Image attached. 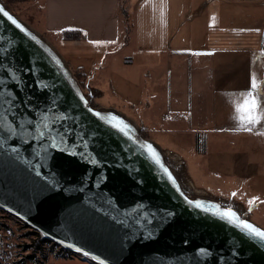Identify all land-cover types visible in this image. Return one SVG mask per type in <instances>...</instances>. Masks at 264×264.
I'll return each instance as SVG.
<instances>
[{"label":"water","instance_id":"95a60500","mask_svg":"<svg viewBox=\"0 0 264 264\" xmlns=\"http://www.w3.org/2000/svg\"><path fill=\"white\" fill-rule=\"evenodd\" d=\"M0 7L29 33L25 35L0 13V101L16 90L11 75L19 72L25 81L20 84L19 95L25 100L31 96L33 101L32 111L26 113L21 108L24 115L22 118L17 116L16 120L18 125L26 128L30 119L36 125L34 130L27 131L14 125L19 135L11 139L0 129L1 210L16 216L43 238L94 264H264L261 241L235 228L216 213L231 209L240 219L262 231L263 227L217 199L187 194L166 162L161 146L145 138L138 124L126 114L115 108L94 107L55 45L10 11L1 0ZM33 73L46 84H54L55 89L37 90ZM51 97H55L58 104L44 121L50 127L43 128V110ZM5 108L0 102L3 128L8 127L4 119ZM96 112L100 113L99 117L94 114ZM62 113L69 117L63 124L57 118ZM113 117L129 125L132 141L110 126V122L116 123ZM70 126L75 132L69 137V143L78 139L81 133L85 134L87 144L83 151L89 155L95 153L102 162L100 167H90L62 153L56 154L51 167L49 161L42 158L39 133L57 136V129L63 131ZM33 136L37 137L35 142ZM25 139L30 145H25ZM148 144L159 154L163 168L145 154L147 149L142 146ZM12 148L17 151L12 152ZM164 168L175 179V185ZM101 173L107 175V182L93 187ZM54 180L59 182V188L55 192L47 191L45 185ZM109 200L111 204L106 202ZM189 201L200 202L208 211H202ZM137 202L150 206L151 212L170 211L174 216L159 226V215L151 224L143 220L138 224L133 214ZM117 205L121 211H115ZM119 220L125 223L121 225ZM149 232L152 238L144 239ZM129 233H134L131 240ZM199 249H208L212 255L201 256Z\"/></svg>","mask_w":264,"mask_h":264},{"label":"crops","instance_id":"0c3cea01","mask_svg":"<svg viewBox=\"0 0 264 264\" xmlns=\"http://www.w3.org/2000/svg\"><path fill=\"white\" fill-rule=\"evenodd\" d=\"M24 2L39 10L35 18L41 16L42 32L58 37L64 56H70L64 50L75 51L73 56L78 62H74L83 71L81 74L89 73L85 64L90 57L102 69L100 75L106 80L116 76L110 69L115 59L125 65L139 61L146 65L144 68L155 70L158 80L165 78L169 111L187 113L189 126L196 135L209 134L207 144L211 145L219 136L220 140L232 138L236 144L225 148L221 143L224 152L243 148L252 168L249 175L258 177L259 183L257 189L246 187L249 194L245 198L251 194L255 202L258 199V205L264 203V119L248 125L247 120L241 119L245 113L237 110L250 92L258 103L256 113L264 117V91L241 89L250 86L253 79L264 87V0ZM123 11L131 24L128 33ZM69 30H79L81 36L66 39L63 33ZM177 65H183V70ZM131 77L117 78L127 90L143 88L135 85ZM205 77L212 81L208 106L207 101L202 105L196 101L198 91L205 88ZM235 79L240 86L229 89L232 85L228 81ZM181 80L186 82L184 87ZM248 127L251 131L245 130Z\"/></svg>","mask_w":264,"mask_h":264},{"label":"rangeland","instance_id":"374dc122","mask_svg":"<svg viewBox=\"0 0 264 264\" xmlns=\"http://www.w3.org/2000/svg\"><path fill=\"white\" fill-rule=\"evenodd\" d=\"M1 1L10 11L46 36L61 53L58 37L53 38L42 32L41 16L38 15V18H35L38 9L24 1L22 3ZM130 26L131 24L128 28ZM127 48L129 52L131 50L129 44ZM73 52L64 50V53L70 55L67 57L61 54L68 62L91 104L97 108H115L132 118L138 124L140 132L145 138L155 141L161 146L166 162L180 179L187 194L193 197L205 196L217 199L221 203L237 209L243 217L258 222L264 228V203L258 205V199L255 202L256 200L252 199L251 194L249 198H245L246 194H249L246 187L257 189L259 183L258 177L249 175L252 168L243 148L236 152H224L221 143L225 148H229L236 145L235 141L232 138L220 140L218 136L213 140L214 143L209 145V142L207 144L209 134L205 133H201L197 140V135L189 126L187 113L169 111L166 90L168 81L165 78L158 80L156 71L151 70L152 68H144L146 65L139 61L125 65L115 59L113 64H110L112 66L110 69L112 72H116L114 73L117 77L125 79L124 77L132 76L131 80L135 85L143 86V88H137V91H131L127 90L122 80L116 76L109 80L102 78L100 75L102 69L100 70L96 63L93 64V58L89 57L86 60L89 63L85 64V69L89 70V73L81 74L83 71L74 62H78V60L73 56L76 54ZM262 53H264V40ZM112 60L113 58L110 62ZM177 66L183 70V65ZM149 69L151 72L148 74ZM236 80L228 81L232 85V88L229 89L235 90L240 86L239 81ZM123 82L125 81L123 80ZM183 83H186L185 80L180 81V84L183 85ZM204 85L205 88L198 91L196 101L200 105L203 101H207L208 106V89L212 87V81H208V78L205 77ZM131 87L133 86L131 85ZM250 87L251 85L246 89H241L242 91H264V87L259 82L256 83L255 89H250ZM177 96L179 95L177 94ZM170 102L173 103L172 99ZM204 139L205 148L202 150ZM230 141L232 142L230 143ZM25 225L16 216L0 210V264H33L26 257L29 251H24L21 247L23 243H28L32 239L26 236L25 233L31 228ZM73 256V258H57L51 254L44 262L42 261V264H94L83 256H77L74 253Z\"/></svg>","mask_w":264,"mask_h":264},{"label":"snow or ice","instance_id":"6c2138e0","mask_svg":"<svg viewBox=\"0 0 264 264\" xmlns=\"http://www.w3.org/2000/svg\"><path fill=\"white\" fill-rule=\"evenodd\" d=\"M0 13H3L4 16L8 18V20L11 21L12 24L16 26V28L20 29L21 32L25 33V35H29L27 30L22 27L20 23L17 22L11 15H9L8 12L4 11L2 7H0ZM32 40H36L35 36H31ZM39 43V41H37ZM11 75V73H9ZM36 83L35 87L37 90L41 92H47L48 89H55L54 84H46L45 81L41 80L38 76H36L35 73H33ZM11 79L13 83L16 85V90L11 92L10 96H4L2 102L6 108H5V115L4 119L6 122H8V127L3 128L2 125H0V129L4 130L7 134V138L11 139L13 136L19 135L17 132V127L14 125H18V121L16 120V117L19 116L20 118L23 117L24 113L20 112L21 108L25 109V112H31L32 108V101L33 97H29L27 100L23 99L20 95V84L25 83L23 80L21 74L19 72L16 73V75H11ZM43 86V87H42ZM6 87H8L6 85ZM251 87L253 89L256 88L255 80L253 79ZM247 98L244 101L243 106H237L238 111H242L245 113L244 116L241 117L242 120H247L248 125L252 124H258L261 122V119H264V117L259 116L256 113V109L258 107L257 100L252 95V93L246 94ZM15 97V98H13ZM58 101L55 99V97L50 98V103L47 104L44 112V117L41 120V125L43 128H49L50 125L48 123H45L44 121L48 119V113L50 110L53 112L55 111L54 105H57ZM11 113L12 115L9 116L8 114ZM97 117L100 116L99 112L94 113ZM60 119L61 123L63 124L69 117L64 115L63 113L57 117ZM34 119V117H33ZM113 120L116 121V123H111L110 126L116 130L118 133L122 134L123 138H125L128 141H132L133 138L129 135L128 128L129 125H127L123 120L117 119L116 117H113ZM21 131H27L29 129H35L36 125L32 123V120L30 119L29 125L27 128L23 125H18ZM54 127V122H53ZM245 130L251 131V127L246 128ZM57 136H52L51 133L48 135H45L43 132L39 133V146L42 149V158L47 159L49 161V167H51L52 162L54 161V158L57 153H62L65 156L68 157H75L80 163L82 164H88L90 167H100L102 165V162L99 161L96 158V154L92 153L89 155V153L84 152L83 148L86 146L87 141L85 140V134L81 133L80 137L78 139H75L72 143H69V137L75 132L74 127H68L67 129H64L61 131V129H57ZM59 137V138H57ZM37 139L36 136H33L32 140L35 142ZM14 143H17L18 141H13ZM25 145H30V142L28 140H24ZM147 149L146 155L149 156V159H151L154 164L159 165L163 168V165L161 164V159L159 157V154L155 151V149L152 147V145H144L142 146ZM12 152H16V148L11 149ZM138 171V170H137ZM165 174L168 175L169 180L173 185L176 184L175 179L171 176L167 168H164ZM39 174V173H38ZM131 174V173H130ZM89 180H91V177H88ZM108 180V177L106 174L101 173L99 177L96 178L95 182L93 183V187H100L102 183H106ZM83 183V181H82ZM140 183H143V181H140ZM47 191L49 192H55L59 188V182L54 180L51 184L45 185ZM63 190V189H61ZM82 190V189H81ZM235 195V194H234ZM107 203L111 204V200L106 201ZM189 203H194L197 208H200L202 211L207 212V208H202L200 202H192L189 201ZM214 207H219L218 205H214ZM115 211H121L119 208V205H117ZM136 215V222L139 224L142 220L144 222H147L151 224L153 221L156 220V217L159 215L160 220L157 224L159 226L160 224H163L167 218L174 216V213L172 212H164L163 210H160L158 212H151L150 206L142 205V202H137L134 205V213ZM128 213H126V216ZM216 215L220 216L222 219H225L229 224L233 225L237 229L243 230L248 236H253L258 238L261 241V246H264V231L261 229L253 226L251 223H248L246 220L240 219L237 212L229 209L223 212H218ZM114 220H116V217H113ZM118 223L123 225L125 223L124 220H119ZM134 233H129L128 238L131 240ZM144 239H151L152 233L149 232L146 236H143ZM198 254L201 256H211V252L208 249H199Z\"/></svg>","mask_w":264,"mask_h":264},{"label":"trees","instance_id":"16d2710c","mask_svg":"<svg viewBox=\"0 0 264 264\" xmlns=\"http://www.w3.org/2000/svg\"><path fill=\"white\" fill-rule=\"evenodd\" d=\"M9 3L11 1V3L13 2H22L24 0H7ZM127 12L123 11V19L126 22V33L129 32V21H128V17H127ZM64 37L66 39H74V38H79L81 36V31L79 30H69V31H64ZM200 134H197V140ZM199 142V141H197ZM203 148H205V139H204V143L202 146V150ZM225 205V204H224ZM228 205V204H226ZM1 210V209H0ZM2 211V210H1ZM8 226V225H7ZM26 227H29L27 224L25 225ZM26 236L32 238L30 239V242L28 243H23L21 245V247L23 248L24 251H29L26 255L27 258H29L33 264H42V261L44 262L49 255L53 254L55 255L57 258L59 257H63V258H73V253L70 250H67L63 247H60L58 244H56L55 242L47 239V238H43L41 236V234L33 229H28V231L25 233ZM65 264V263H64Z\"/></svg>","mask_w":264,"mask_h":264},{"label":"built area","instance_id":"2783aa9c","mask_svg":"<svg viewBox=\"0 0 264 264\" xmlns=\"http://www.w3.org/2000/svg\"><path fill=\"white\" fill-rule=\"evenodd\" d=\"M75 255H77V254H75ZM77 256H81V255H77Z\"/></svg>","mask_w":264,"mask_h":264}]
</instances>
